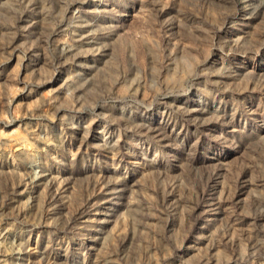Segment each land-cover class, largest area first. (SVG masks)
<instances>
[{"label": "rangeland", "instance_id": "374dc122", "mask_svg": "<svg viewBox=\"0 0 264 264\" xmlns=\"http://www.w3.org/2000/svg\"><path fill=\"white\" fill-rule=\"evenodd\" d=\"M0 264H264V0H0Z\"/></svg>", "mask_w": 264, "mask_h": 264}]
</instances>
